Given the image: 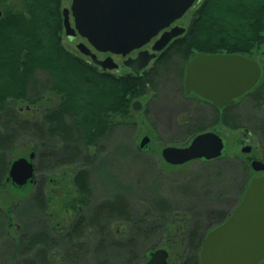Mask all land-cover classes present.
<instances>
[{
  "label": "trees",
  "instance_id": "obj_1",
  "mask_svg": "<svg viewBox=\"0 0 264 264\" xmlns=\"http://www.w3.org/2000/svg\"><path fill=\"white\" fill-rule=\"evenodd\" d=\"M61 3L0 0V193L7 189L25 192L18 201L11 203L5 198L0 205V264H143L152 250L164 244L162 237H167L169 244V264L172 254L174 264H201L205 235L227 219L250 180L246 160L232 157L229 165L221 166L215 162L222 156L198 159L203 162L196 171L203 186H232L215 191V199L223 201L224 207L204 212L181 207L192 183L176 185L178 194L173 199L162 197L156 189L151 197L138 201L136 208L123 193L94 203L89 167L97 161L107 134L123 122L116 118H128L134 110L132 101L161 83L173 79L181 85L186 63L195 54L232 53L253 58L255 51L262 50L264 60V0H201L185 33L141 75L101 71L89 57L68 50L62 43ZM47 93L57 95L59 101L37 116L20 114L16 102L37 104ZM255 100L264 104L262 82L256 86ZM210 106L208 117L199 114L184 122L183 145L219 123L241 127L232 108H226L221 116ZM19 140L35 152V177L23 188L8 180L9 165L15 160L12 152L20 146ZM90 148L95 152L90 153ZM65 165L78 166L72 177L75 215L61 224L52 222L47 212L45 174ZM185 173L188 175L189 169ZM28 186L31 190L26 192ZM29 210L33 230L27 229ZM180 217L184 220L176 246L171 228Z\"/></svg>",
  "mask_w": 264,
  "mask_h": 264
},
{
  "label": "water",
  "instance_id": "obj_2",
  "mask_svg": "<svg viewBox=\"0 0 264 264\" xmlns=\"http://www.w3.org/2000/svg\"><path fill=\"white\" fill-rule=\"evenodd\" d=\"M196 0H72L70 8H63L64 33L68 39L76 35L87 43L76 44L79 52L103 70L116 69L118 64L110 56L97 58L95 52L129 54L145 45L160 30L180 18ZM1 15V10H0ZM73 18V25L70 22ZM185 28L175 26L164 32L153 45L160 51L172 37ZM155 53L141 50L136 57H128L123 64L140 73ZM264 66L253 58L232 53H197L185 66L184 89L208 100L218 108L234 103L235 98L250 90L259 80ZM135 100L133 108L139 110ZM145 136L140 147L148 145ZM224 140L216 132L207 130L195 135L185 146L168 145L161 156L172 165L195 159L211 160L222 155ZM250 151L249 146L243 152ZM35 152L13 160L8 180L16 188H23L35 177ZM254 171L264 172V162L254 159ZM169 252L158 247L150 252L143 264H169ZM264 258V174L254 176L247 184L241 200L225 221L212 228L204 237L200 250L201 264H258Z\"/></svg>",
  "mask_w": 264,
  "mask_h": 264
},
{
  "label": "rangeland",
  "instance_id": "obj_3",
  "mask_svg": "<svg viewBox=\"0 0 264 264\" xmlns=\"http://www.w3.org/2000/svg\"><path fill=\"white\" fill-rule=\"evenodd\" d=\"M71 2L72 0H62V8H70ZM199 4L200 2L193 4L179 19L178 24L187 27ZM70 22L73 25L72 16H70ZM78 42H84L89 45L81 36L70 40L65 33L62 34L63 45L76 54H80L76 47ZM97 55L100 59L104 57V54ZM252 57L264 65L262 50L255 51ZM113 58L119 64V68L112 69L109 72L115 74L129 72L123 66L120 57L113 56ZM260 82L264 84V72L261 74ZM180 86L175 80L169 79L165 83L158 85L156 90H149L145 95L137 98L142 103L140 110H132L130 116L123 118L124 120L119 119V117L116 118V120L123 122L114 126L107 134V139L103 141V147L97 154V161L89 167L90 181L93 187L92 200L94 203L109 198L116 193H123L127 195L136 208L138 201L151 197L153 192L156 193L158 191L156 189L160 190L162 197L167 196L173 199L178 194L176 185L192 183L190 193L184 197L186 199L181 203V207H191L195 212H204L211 208L225 206L223 201L215 199V191L218 188L226 187L229 190V188L232 189V186L228 185V183H224L222 186H213V188L203 186L201 183L203 179L199 175L200 172H196L203 165V162L196 159L184 164L172 165L165 162L161 157L163 147L168 145L183 146L184 139H180L184 135L182 125L189 115L196 116L204 113L208 117L210 112L209 108L203 107L196 98L180 95L178 92ZM58 101L59 97L57 95L47 93L37 104L16 102L15 105L22 116H37L42 109L51 107ZM262 108L257 107L248 99H242L238 110V120L241 127L232 128L221 123L215 125L214 130L224 140V151L222 154L224 158L216 161V165H229L232 157L247 160V156L240 152L242 144H251L253 150L250 156L264 160V136L259 135L260 133L253 129V126L258 121H264V106ZM145 136L150 138L148 145L145 148H140V142ZM19 145L12 152V156H15L14 159L27 156L30 152L23 141L19 140ZM136 148L142 150V153L139 154L134 150ZM93 152H95V148H90V153ZM77 168L78 166L65 165L45 174V192L49 198L47 212L52 222L68 223L75 215L71 208V200L76 195L72 177ZM186 169H189L188 175L185 173ZM205 174L203 173V176ZM254 175L256 173L251 171L250 178ZM30 190L31 187L28 186L26 192ZM24 193L23 191L16 193L11 189H7V191L0 193V205L5 203L3 200L5 198L10 199L9 202L11 203L18 201L20 196L25 195ZM26 214L27 229L33 230L35 228L32 223L33 213L29 210ZM179 220L180 222L171 228V236L173 235L171 238L174 239L171 241L176 246L179 245V233L182 230L180 224H182L184 219L180 217ZM113 228L118 229L119 227L114 225ZM166 238L162 237L161 242L163 241L164 244L161 247L165 248L170 254ZM175 259L174 254L170 255V264H174Z\"/></svg>",
  "mask_w": 264,
  "mask_h": 264
},
{
  "label": "flooded vegetation",
  "instance_id": "obj_4",
  "mask_svg": "<svg viewBox=\"0 0 264 264\" xmlns=\"http://www.w3.org/2000/svg\"><path fill=\"white\" fill-rule=\"evenodd\" d=\"M201 0H196L193 4H195L196 2H200ZM193 6V5H192ZM191 6V7H192ZM190 7V8H191ZM189 8V9H190ZM188 9V10H189ZM187 10V11H188ZM186 11V12H187ZM185 12V13H186ZM184 13V14H185ZM183 14V15H184ZM182 15V16H183ZM181 16V17H182ZM180 17V18H181ZM180 18H178V19H176V20H174L168 27H165V28H163L162 30H160L159 32H158V34L157 35H155L154 37H152L145 45H143L141 48H139V49H135V50H132L129 54H127V55H125V56H123V55H121V54H113V53H110V52H98V51H95L94 49H92L93 50V52H95L96 53V55L97 54H104V57H103V59H105L106 57H108V56H110L111 58H113V56H117V57H120L121 58V60H122V64H123V62H124V60H126L128 57H136L137 56V54L139 53V51H141V50H147V51H149V53H155V57L153 58V59H151L150 60V62H149V64L146 66V67H144L142 70H141V72L140 73H135V72H133L129 67H127L126 65H124L123 64V66L124 67H126L127 69H128V71L129 72H132V73H134L135 75H141L144 71H147L148 69H150V68H152L153 67V64L152 63H154V61L156 60V58L161 54V52L173 41V40H175L176 38H179V37H181L184 33H185V31H186V28L187 27H185V26H182V25H180V24H178V21H179V19ZM175 26H179V27H183V28H185V30L181 33V34H179V35H177V36H174V37H172L171 39H170V41L160 50V51H155V50H153V45L155 44V42L161 37V35L164 33V32H166V31H170L173 27H175ZM77 36H79V35H76L75 37H77ZM74 37V38H75ZM196 55V54H195ZM97 58H98V55H97ZM100 59V58H99ZM102 59V60H103ZM113 60H114V58H113ZM115 61V60H114ZM116 62V61H115ZM117 63V62H116ZM118 64V63H117ZM96 65V64H95ZM259 65L261 66V67H263L264 65H262V64H260L259 63ZM97 67H98V69L99 70H101V71H110V70H112V69H105V70H103L102 68H101V66L100 65H96ZM119 68V64H118V67L116 68V69H118ZM264 72V70H262V72H261V74ZM184 74H185V72H184ZM260 78H261V75H260ZM260 78H259V80H258V82L250 89V90H248V91H246L245 93H243L242 95H240V96H238L237 98H235V101H234V103L233 104H231V105H229V106H226V107H223V108H218L217 106H215V105H213L211 102H209L208 100H206V99H203V98H201L200 96H198L197 94H195V93H193V92H190V93H186L185 92V89H184V77H183V80H182V84H181V86H180V89H179V93H180V95L181 94H183V95H188V96H191V97H193V98H201L202 100H204L205 102H203L204 104H201L203 107H207V108H209V110H210V108L212 107V106H210V105H213L214 107H216V109H217V111H218V113H219V115H221L222 116V114H223V112H224V110L226 109V108H232L233 109V112H234V115H236V117H237V121H239L238 120V115H239V112H238V110H239V103H240V101L242 100V99H248L249 101H251V102H253L257 107H259V108H262V106H264V104H262V105H260V104H256V86L257 85H259L260 84ZM253 94V95H252ZM135 100H138V99H135ZM135 100H133L132 101V107H133V103H134V101ZM140 101V100H139ZM141 102V101H140ZM199 102V101H198ZM209 102V103H208ZM142 108V103H141V107H140V109ZM139 109V110H140ZM263 109V108H262ZM202 114H204V113H202ZM206 115V114H205ZM189 117H190V115H189ZM188 117V118H189ZM187 120V119H186ZM185 120V121H186ZM239 128V127H238ZM253 129L254 130H257L259 133V135H263L264 136V121H261V122H257L254 126H253ZM212 131H214V130H212ZM214 132H216V131H214ZM217 133V132H216ZM219 134V133H218ZM220 135V134H219ZM183 146H185V145H183ZM245 146H249L250 147V151H248V152H243V147H245ZM141 148V147H140ZM252 150H253V148H252V146H251V144H242V146H241V148H240V152L243 154V155H246L247 156V160L246 159H244V158H239V157H236V158H238V159H243V160H246L247 162H248V164H249V166H250V170L252 171V172H254V173H256V175H254V176H257V175H261V174H264V172L263 171H254L253 169H252V167H251V162L254 160V159H258V158H255V157H251L250 155H251V153H252ZM224 151V150H223ZM222 154H223V152H222ZM222 156V155H221ZM162 157V156H161ZM163 159V158H162ZM201 160H204V161H209V160H206V159H203V158H200ZM216 159V158H215ZM164 160V159H163ZM196 160V159H195ZM198 160V159H197ZM211 160H213V159H211ZM258 160H261V159H258ZM193 161V160H192ZM261 161H263L264 162V160H261ZM254 176H252V177H254ZM251 177V178H252ZM250 178V179H251ZM250 181V180H249ZM241 200V199H240ZM239 200V201H240ZM239 203V202H238ZM237 203V204H238ZM237 204H236V206H237ZM235 206V207H236ZM234 207V208H235ZM233 211V210H232ZM231 211V212H232ZM231 214V213H230ZM229 214V215H230ZM169 259V258H168ZM262 261H264V258L258 263V264H260Z\"/></svg>",
  "mask_w": 264,
  "mask_h": 264
}]
</instances>
